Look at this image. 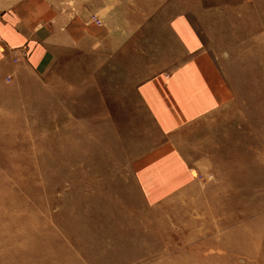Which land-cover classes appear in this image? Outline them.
<instances>
[{
  "label": "rangeland",
  "instance_id": "rangeland-1",
  "mask_svg": "<svg viewBox=\"0 0 264 264\" xmlns=\"http://www.w3.org/2000/svg\"><path fill=\"white\" fill-rule=\"evenodd\" d=\"M50 1L92 8L113 37L0 78V264H264V0L218 19L230 99L171 135L191 178L158 200L133 170L168 138L135 93L152 70L117 35L142 42L178 0Z\"/></svg>",
  "mask_w": 264,
  "mask_h": 264
},
{
  "label": "crops",
  "instance_id": "crops-1",
  "mask_svg": "<svg viewBox=\"0 0 264 264\" xmlns=\"http://www.w3.org/2000/svg\"><path fill=\"white\" fill-rule=\"evenodd\" d=\"M249 4L250 0H178L172 7L174 15L155 21L141 34L140 43L132 40L137 36L127 38L126 27L121 36L119 26L120 51L135 43L134 53L143 58L138 68L152 70L136 84L138 100L168 137L134 162L146 198L158 200L191 178L188 161L171 142V135L230 99L224 71L208 43L221 24L219 18ZM105 26L89 7L67 15L50 0H23L0 13V78L14 83L23 70L41 75L69 47L98 49L113 37L110 26Z\"/></svg>",
  "mask_w": 264,
  "mask_h": 264
},
{
  "label": "built area",
  "instance_id": "built-area-1",
  "mask_svg": "<svg viewBox=\"0 0 264 264\" xmlns=\"http://www.w3.org/2000/svg\"><path fill=\"white\" fill-rule=\"evenodd\" d=\"M96 23H99V21H98V20H96Z\"/></svg>",
  "mask_w": 264,
  "mask_h": 264
}]
</instances>
